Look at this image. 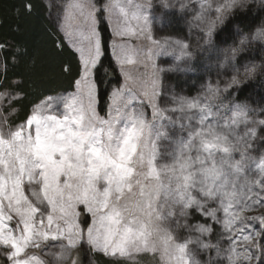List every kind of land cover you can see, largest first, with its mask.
Segmentation results:
<instances>
[{
	"label": "snow or ice",
	"instance_id": "6c2138e0",
	"mask_svg": "<svg viewBox=\"0 0 264 264\" xmlns=\"http://www.w3.org/2000/svg\"><path fill=\"white\" fill-rule=\"evenodd\" d=\"M199 4L195 20L205 25V44L213 42L217 25L227 21L221 42L228 43L246 21L254 24L264 15V0H218L215 8L209 0ZM149 7L147 0L67 5V35L73 36L74 18L84 23L86 34L76 48V91L63 100L62 111L48 97L23 121L13 122V101L21 96L0 84V257L5 264H80L73 253L81 247L85 259L98 252L130 261L158 255L160 264H264V215H246L264 209V152L252 155L255 141L264 143V119L253 118L264 117V107L257 113L245 102L257 103L252 86H241L239 68L232 66L235 74L223 88L208 85L204 95L192 98L173 94L171 105L161 107L156 72L133 78L124 66L137 63L133 57L139 50L114 43L124 85L111 92L104 116L97 111L103 83L97 69L104 68L98 22L106 16L110 22L118 10L116 37H144L162 50L168 42L152 37L144 14ZM31 9L26 0L23 11ZM250 40L264 44V28L239 45ZM176 43L182 57L190 56L187 43ZM5 47L0 42V49ZM242 50L229 49V58ZM153 54L148 48L145 55L151 60ZM254 70L246 68L245 78ZM222 93H228V103L217 105ZM258 103L264 105V94ZM169 113L179 115L174 119ZM160 141L168 142L163 151ZM196 216L205 222L189 223ZM179 229L187 236L178 239Z\"/></svg>",
	"mask_w": 264,
	"mask_h": 264
},
{
	"label": "rangeland",
	"instance_id": "374dc122",
	"mask_svg": "<svg viewBox=\"0 0 264 264\" xmlns=\"http://www.w3.org/2000/svg\"><path fill=\"white\" fill-rule=\"evenodd\" d=\"M45 2L48 5L51 20L54 22L59 32L63 35L66 42L76 52V48L81 45V33L86 34V26L82 21H78L74 18L71 21V31L73 32L72 37L67 35L64 27V16L68 11L67 5L74 2V0H45ZM120 2L122 4H126L127 0H120ZM145 2L146 0H132L133 4H144ZM147 3L150 4V7L144 14L149 17L148 25L152 37L161 42H168L162 50L158 49L155 45H152L150 41L144 37H133L131 39L125 38V40H121L116 37L114 35V31L119 20L118 10L113 11L110 22H105V20L108 19L107 16L105 17V20H99L98 22V32L101 40L102 34L100 32V25L104 23L110 30V56L112 58L113 67L119 75L118 83L110 89L109 103L111 102V92L113 90L120 89L124 85V76L120 71V66L115 62V57L113 55V44L127 42L137 48L139 53L133 57L137 60V63L134 65H125V71H127L133 78L139 76L148 77L151 76L153 72H156V75L159 77V90L161 91L159 102L161 107L171 105V97L173 94L192 98L204 95L208 85H212L214 87L219 84L220 87L223 88L225 83L231 78V75L235 74L232 67L235 65L240 70L238 78L242 81L241 86L245 88L252 86L253 99L257 101V103H253V100L249 99L245 102L255 108L257 113H259L260 108L264 107V105L258 103L261 94H264V44L259 41L250 40L246 45L240 46L239 40L246 35L250 36V34L256 29L264 28V15L262 16L259 26L252 28L251 31L240 30V32L235 35L234 39L228 41V43L221 42L223 39L222 36L217 38V35L222 32L224 27H226L227 21L223 25H217L213 34V42L211 44H205L204 32L202 31L205 25L195 20V16L200 11L199 0H147ZM182 3H186L187 7L181 8ZM209 3L212 5V8H215L218 0H209ZM206 11L209 18H214V12L210 10ZM176 23H179L180 27H184L185 33H178L176 30L178 27H175ZM177 41L188 44V52L190 53V56H181L179 45L176 43ZM83 43L86 44L87 42L84 41ZM233 47H242L243 50L236 55L235 59H230L229 49ZM148 48H152L154 53L151 60H149L145 55ZM242 57L245 58L243 62H241ZM153 65L155 67H153ZM253 66H255V70L250 73L247 78H245V69L252 68ZM4 69L5 66L1 58L0 49V70L3 71ZM185 76L200 77V79L193 84L194 90L191 93L187 88H182L177 83V77ZM202 77L203 79H201ZM194 79L196 78H193V80ZM75 91L76 88L73 92L47 96L43 100L48 97L53 98L52 104L54 108L57 111H62L63 100L73 95ZM227 95L228 93H222L220 100H216L215 103L218 105L221 100H224V98L227 97ZM235 95L236 93L233 92L234 98ZM224 103L227 104V100H224ZM146 110L150 112V109ZM223 112H226V109L222 111V114ZM169 115H172L175 119V117L179 114L169 113ZM253 118L264 119V117L259 116L258 114ZM166 123L167 121H165V124ZM261 135H264V133H261ZM167 143V141L159 142L162 146V151L163 146L167 145ZM255 144L256 148L252 155L259 157L261 153L264 152V143L257 139ZM165 162H167V160H165ZM246 215H264V209L246 213ZM81 219H86V217L82 215ZM197 220H200V217L196 216L195 219L190 220L189 223H195ZM200 222L204 223L205 221L200 220ZM219 231L220 229L214 226V233H219ZM175 234L178 239L187 236L184 229L177 230ZM216 239L217 236L213 235L212 242L215 243ZM220 244L222 248H226L228 246L227 239L222 238L220 240ZM77 254L79 256L80 264H98L93 256V252L90 253L89 258L85 259V249L83 247L78 250V253H73L74 256ZM143 256L146 257H144L145 260L143 259V262L149 261L151 264H160L159 256L152 254H140L136 256L134 260L129 261L135 263L138 261L139 257ZM105 257L109 259H126L110 256ZM3 261V257H0V264H5V261Z\"/></svg>",
	"mask_w": 264,
	"mask_h": 264
},
{
	"label": "trees",
	"instance_id": "16d2710c",
	"mask_svg": "<svg viewBox=\"0 0 264 264\" xmlns=\"http://www.w3.org/2000/svg\"><path fill=\"white\" fill-rule=\"evenodd\" d=\"M25 2L26 0H0V42L6 45L1 49L5 69L0 70V84L17 91L21 96L14 101L17 108L14 122L23 121L32 107L45 97L73 92L75 81L79 79L78 54L51 20L45 0H30V13L23 11ZM262 16L254 24L246 21L241 30L251 31L259 26ZM175 27H178L174 28L178 33H185L184 27H180L179 23ZM100 32L103 45L101 63L104 68L103 71L97 69L98 82L103 81L97 108L99 114L104 116L106 105L109 104L110 89L118 83L119 75L110 56L111 33L108 26L102 23ZM199 79L200 77L194 76L176 78L178 85L187 88L190 93L194 90L193 84ZM93 256L98 264H151L149 261L143 262L145 256L139 257L135 263L127 259H109L97 252H93Z\"/></svg>",
	"mask_w": 264,
	"mask_h": 264
}]
</instances>
